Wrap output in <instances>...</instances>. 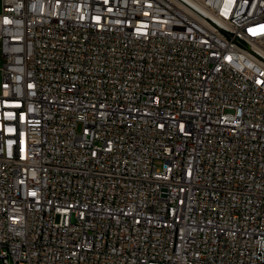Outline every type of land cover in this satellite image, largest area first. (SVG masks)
<instances>
[{"label": "built area", "instance_id": "obj_1", "mask_svg": "<svg viewBox=\"0 0 264 264\" xmlns=\"http://www.w3.org/2000/svg\"><path fill=\"white\" fill-rule=\"evenodd\" d=\"M0 264H264V0H0Z\"/></svg>", "mask_w": 264, "mask_h": 264}]
</instances>
